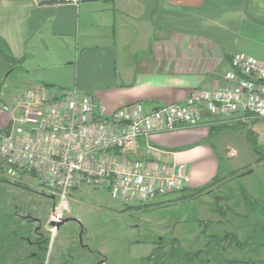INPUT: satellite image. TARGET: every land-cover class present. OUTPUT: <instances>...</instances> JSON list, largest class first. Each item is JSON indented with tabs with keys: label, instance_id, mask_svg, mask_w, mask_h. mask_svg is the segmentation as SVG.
Masks as SVG:
<instances>
[{
	"label": "crops",
	"instance_id": "obj_1",
	"mask_svg": "<svg viewBox=\"0 0 264 264\" xmlns=\"http://www.w3.org/2000/svg\"><path fill=\"white\" fill-rule=\"evenodd\" d=\"M236 53L264 64V0H0L5 102L40 85L51 94L77 89L107 115L137 104L153 110L224 86ZM8 120L0 114V129ZM249 133L264 146V121L205 114L197 127L149 141L168 161L189 167L188 190H197L214 182L223 158H252ZM258 166L264 168L254 164L251 175ZM245 189L255 200L262 193Z\"/></svg>",
	"mask_w": 264,
	"mask_h": 264
},
{
	"label": "built area",
	"instance_id": "obj_2",
	"mask_svg": "<svg viewBox=\"0 0 264 264\" xmlns=\"http://www.w3.org/2000/svg\"><path fill=\"white\" fill-rule=\"evenodd\" d=\"M53 1L79 6L86 0ZM231 66L224 86L195 91L184 103L153 110L137 104L107 115L77 89L51 94L40 85L10 102L0 100V112L9 116L0 129L2 165L12 178L36 173L39 184L57 199L51 214L55 223L63 220L68 199L84 187L138 204L186 190L189 167L168 161V153L149 139L197 127L205 114L264 121V64L236 53Z\"/></svg>",
	"mask_w": 264,
	"mask_h": 264
},
{
	"label": "rangeland",
	"instance_id": "obj_3",
	"mask_svg": "<svg viewBox=\"0 0 264 264\" xmlns=\"http://www.w3.org/2000/svg\"><path fill=\"white\" fill-rule=\"evenodd\" d=\"M236 140L232 136L233 145ZM255 157L235 153L223 158L217 184L196 195L183 190L147 204L122 202L108 190L84 187L68 199L62 212L71 220L52 232L45 226L57 199L31 175L12 178L0 165V257L6 264H38L35 253L42 264H150L147 259L154 249L170 253L177 245L195 254L210 237L218 248L231 235L237 238L236 246L223 256L202 259L209 264H264V168L258 166L250 174L259 164ZM245 187L262 193L257 200L245 199ZM16 216L25 237L19 242L16 233L10 234L16 231ZM39 235L50 239L44 253L34 246Z\"/></svg>",
	"mask_w": 264,
	"mask_h": 264
},
{
	"label": "trees",
	"instance_id": "obj_4",
	"mask_svg": "<svg viewBox=\"0 0 264 264\" xmlns=\"http://www.w3.org/2000/svg\"><path fill=\"white\" fill-rule=\"evenodd\" d=\"M49 3H54L53 0H49ZM247 140L249 141L252 150L254 152V154L257 156V163H261L264 164V146H260L258 141H257V137L255 136L254 133H249L247 136ZM221 173H219V175L216 177V179L214 180V182L212 184H210L209 186L202 188V189H197V190H190L192 191L194 195L199 194L200 192L208 189L210 186L217 184L219 181H221ZM188 190V189H186ZM243 195L245 197V199H252L250 198V196L247 194L246 191H243ZM236 237L235 236H231V235H226L225 239L223 242H227L224 247L219 246L218 248L216 247V245L214 246L213 244V237H210L209 239H207V243L204 247V249L197 251L195 254H187L185 253L179 246H174V248L172 249V251L170 253H163L161 252V250L159 249H154V251L152 252L151 256L147 259L148 262L150 264H153L154 262L157 261L156 264H164L162 262V260H174L177 264H209L210 260H206L204 261V259H202V257L204 256H212L214 258L223 256L224 253L229 250V248H232L234 246H236L238 243H236ZM46 244L44 242V245L41 248V251L39 252H46ZM43 245V243H41V246ZM45 247V248H44ZM162 259V260H161ZM35 260L37 261L38 264H40L41 262V256L35 258ZM198 261H202L201 263H197ZM160 262V263H159ZM165 262V261H164ZM0 264H6L4 259L2 257H0ZM42 264V263H41ZM247 264H252V263H247Z\"/></svg>",
	"mask_w": 264,
	"mask_h": 264
},
{
	"label": "flooded vegetation",
	"instance_id": "obj_5",
	"mask_svg": "<svg viewBox=\"0 0 264 264\" xmlns=\"http://www.w3.org/2000/svg\"><path fill=\"white\" fill-rule=\"evenodd\" d=\"M52 214V213H51ZM13 219H16L17 221H16V223L18 222V219H17V216H16V218H13ZM63 220H65L64 218H63ZM52 224H55V225H57V224H59V223H55L53 220H52V218L50 217V219H49V221H48V223L46 224V226H45V230H49V231H51V230H57L58 231V229H57V227L56 226H53ZM13 226H15L16 227V231L15 230H13ZM12 227H11V231H15V232H12V233H10L11 234V236H13V235H15V233H16V235H17V239H18V241L17 242H19V241H21V240H23V239H25V237L23 236V229H22V227L20 226V223H17L16 225H13ZM42 227V226H41ZM38 231V229L36 230V232H35V235H38L37 232ZM52 232V231H51ZM31 234V233H30ZM50 240V239H49ZM49 240L47 239H44L43 237H42V235H39V237H38V239L34 242V246L38 249V251H41V248L43 247V246H45L44 245V242L45 243H49ZM41 243H43V245L41 246ZM34 255V257L33 258H37L36 256V253L35 254H33ZM102 264H104V262L102 263Z\"/></svg>",
	"mask_w": 264,
	"mask_h": 264
},
{
	"label": "water",
	"instance_id": "obj_6",
	"mask_svg": "<svg viewBox=\"0 0 264 264\" xmlns=\"http://www.w3.org/2000/svg\"><path fill=\"white\" fill-rule=\"evenodd\" d=\"M2 164H3V161L0 160V165H2ZM31 176H32L33 178H37V175H36L35 172H32V173H31ZM53 199H55V197H53ZM70 220H71V219L62 220L59 224H57V225L52 224V225H53V226H56L57 229H59L62 225H64L65 223L69 222Z\"/></svg>",
	"mask_w": 264,
	"mask_h": 264
}]
</instances>
